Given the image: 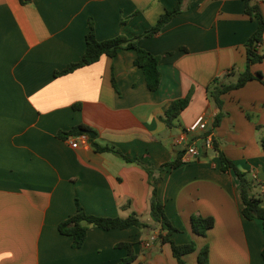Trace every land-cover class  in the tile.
<instances>
[{"label":"crops","instance_id":"0c3cea01","mask_svg":"<svg viewBox=\"0 0 264 264\" xmlns=\"http://www.w3.org/2000/svg\"><path fill=\"white\" fill-rule=\"evenodd\" d=\"M255 1L264 15V0ZM177 3L0 0V264H113L128 254L120 242L134 243L137 257L130 264H179L159 229L91 226L76 248L58 225L76 213V198L88 213L136 214L153 224L152 186L143 165L158 168L182 149L183 162L161 171L159 198L179 228L172 238L196 242L186 264H199L205 246L208 264H264L263 221L244 216L240 179L234 170L223 171L217 150L205 145L212 136L264 198V82L252 79L226 92L221 109L208 91L215 78L235 82L248 67L246 43L259 22L246 13L245 0H189L159 33L139 38V46L160 55L155 90L135 64V48L56 74L82 58L90 19L100 40L133 37ZM259 49L264 53V42ZM251 70L264 78V59ZM190 90L189 105L168 125L166 110ZM220 111L218 125L209 119L206 131L188 130L199 114ZM79 124L96 136L73 147L76 135L59 133ZM189 144L199 155L187 153ZM193 215L213 217L215 224L197 234Z\"/></svg>","mask_w":264,"mask_h":264},{"label":"trees","instance_id":"16d2710c","mask_svg":"<svg viewBox=\"0 0 264 264\" xmlns=\"http://www.w3.org/2000/svg\"><path fill=\"white\" fill-rule=\"evenodd\" d=\"M27 2L29 0H22ZM246 13L251 18L258 19V27L254 33L249 37L246 43L247 47V69L240 73L238 79L235 82L224 83L219 78H215L208 86L209 96L218 108H222V95L230 90L240 88L244 86L249 80L259 79L264 82L263 74L261 71L253 72L251 65L260 62L264 59V53L259 49V46L264 42V15L262 13L261 4L255 0H245ZM189 0H178L176 6L172 9H167L163 12L156 23L150 28L146 29L140 34L129 37L124 34H119L111 38L100 40L95 33V24L93 19H90V28L86 34V50L81 59L69 63L62 70L57 71L58 74L69 73L79 67L92 64L98 61L101 56L108 55L114 57L121 48H135L137 55L135 58V64L140 66L146 77L147 86L150 89H157L161 82V71L159 69L160 55L154 54L147 49L138 45V40L141 37L153 36L159 33L162 28L179 12L187 8ZM192 90L184 96L174 99L163 117L164 121L174 126L175 119L180 113L189 105ZM78 106V105H77ZM223 112L217 113L213 121L214 125H218ZM89 127L85 124H79L74 126L67 132H60L59 135L66 137L69 135H77L83 132H87ZM90 140L94 141V138L90 137ZM214 141V148L217 150L221 160V168L223 171L234 170L238 178L240 179V193L244 202L243 214L249 219L260 218L264 225V198L253 193L255 182L248 176L246 171L241 170L235 162L229 158L225 152L219 147L218 142ZM261 144L264 148V136L261 138ZM96 148L100 151L112 150L119 154L125 160L132 161L133 159L125 155L122 151L114 149L109 146L97 145ZM185 150L182 149L178 152L177 156L169 162L163 163L158 168L143 165L149 173L150 184L152 186L151 198H150V214L153 220V224L142 221L136 214H131L127 217H110L101 216L88 213L80 202L76 198V213L62 220L59 225V231L62 234L70 235L73 237V246L81 247L87 237L88 230L91 226H99L104 229L111 228H129L131 226H138L141 229L150 228L159 229V236L164 242L171 244L173 254L177 258L179 264H186L184 256L188 253H192L197 249L196 242L192 240L189 243H177L172 234L175 231H179V228L175 226L169 216L166 213L164 202L159 198V183L162 181L163 176L161 171L166 166L177 167L183 162V154ZM159 171V173H157ZM215 220L213 217H203L199 215H193L192 228L197 234L205 235L206 231L213 227ZM118 246H123L128 250V254L117 263L113 264H130L133 262L137 255L134 250L133 242H120ZM264 257V249L262 251ZM199 264H208L209 262V249L205 246L199 251L198 254Z\"/></svg>","mask_w":264,"mask_h":264},{"label":"built area","instance_id":"2783aa9c","mask_svg":"<svg viewBox=\"0 0 264 264\" xmlns=\"http://www.w3.org/2000/svg\"><path fill=\"white\" fill-rule=\"evenodd\" d=\"M216 114L215 113H201L199 114L196 119L188 126V130L195 132V131H206L208 129V120L212 119L214 121ZM90 141V135L87 132H83L80 134H77L74 136L71 140V145L73 147H78L81 144H88ZM205 145L207 147H213L214 146V141L212 136L207 135L205 137ZM187 153L192 156H197L199 155V148L197 145L194 144H189L187 147ZM254 177H256V174H254ZM154 239V238H153ZM152 239V240H153ZM150 245V241L147 243Z\"/></svg>","mask_w":264,"mask_h":264},{"label":"water","instance_id":"95a60500","mask_svg":"<svg viewBox=\"0 0 264 264\" xmlns=\"http://www.w3.org/2000/svg\"><path fill=\"white\" fill-rule=\"evenodd\" d=\"M87 132L90 134V136H91L92 138H94V137L96 136V133H95V131H93V130H88Z\"/></svg>","mask_w":264,"mask_h":264}]
</instances>
